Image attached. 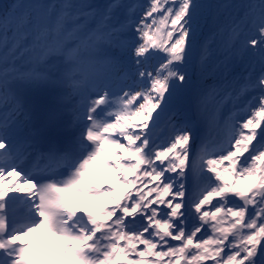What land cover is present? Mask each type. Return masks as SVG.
Segmentation results:
<instances>
[{"label":"snow or ice","instance_id":"snow-or-ice-1","mask_svg":"<svg viewBox=\"0 0 264 264\" xmlns=\"http://www.w3.org/2000/svg\"><path fill=\"white\" fill-rule=\"evenodd\" d=\"M210 24L228 35L226 60L215 68L207 47L193 62ZM133 48L135 71L125 72L122 95L105 92L79 107L64 101L68 90L54 95L64 84L79 94L119 77ZM158 51L165 55L153 72ZM249 53L258 74L239 91L201 83ZM250 90L259 93L247 102L250 115L224 119L217 158L205 149L189 168L187 119L170 143L153 139L160 117L185 98L201 113L214 102L219 124L223 104H241ZM0 150V264H264V0H149L143 16L120 0L5 5ZM102 171L115 173V183ZM190 173L208 182L195 200L185 199ZM12 177L19 179L5 186ZM78 197L106 203L93 212ZM210 204L214 211L205 210ZM194 214L200 223H189Z\"/></svg>","mask_w":264,"mask_h":264},{"label":"rangeland","instance_id":"rangeland-1","mask_svg":"<svg viewBox=\"0 0 264 264\" xmlns=\"http://www.w3.org/2000/svg\"><path fill=\"white\" fill-rule=\"evenodd\" d=\"M131 1L132 0H120V2L124 5H130ZM36 2H42L45 4H49V1H47V0L46 1L25 0V3H22V4H29V3H36ZM76 2H79V0H77ZM85 2L92 4V5H106V4L108 5V4L113 3V0H85ZM232 2L233 3H243V0H232ZM148 5H149V0H139L138 4L136 6H137V12L140 16H143V11L147 9ZM126 9L127 8L123 9L122 12H118L116 15V19L123 20L125 15L128 13V11ZM156 15H158V14H154V16H156ZM241 15H242V13H241ZM148 22L149 23L151 22L150 19ZM90 23L93 25L96 22L90 21ZM132 30H133V32L135 31V25L133 26ZM9 35H11V34H9ZM128 39L130 41L139 40V34L137 33L134 36H129ZM227 43H228L227 33L221 34L220 29L218 27L210 24L209 28L204 30V35L198 39V43L196 45V51H198L197 52L198 53V59L200 60L199 57H200V53H201L202 49L204 47H207L208 51H209V65H210V67L215 68L217 66L222 65V63L225 62V60H226L225 51H226ZM238 46L239 45L237 44V47ZM164 55L165 54L162 51H158L157 55L149 62L148 70L154 72L155 69L158 68L159 65L163 62ZM257 59H258V57H252L251 54L249 53V55H246L243 58L237 57L232 61H228V70L223 72V73H221L219 71H210L207 74V77L210 78V82H209L210 88H213V87L219 88V87H223L226 84L227 87L225 89V93L232 92L233 90L239 91L240 89L243 88V83L247 81V79L249 78V75L251 73H253L254 70H255V73L258 74L259 65L256 62ZM135 60H136V57L134 55V48H133V49H130L128 51V53L125 56V59L123 61V64L125 66V71L121 72L119 77H114L113 79H111L109 81H104V82L97 84L96 85L97 93L93 96V98H91L89 93H88V88L91 87V85H89L85 89H82L83 91L81 90L79 92V94L75 93V96H76V98H78L80 106L82 104H87L88 102L92 103V101L94 99H98L101 95H104L105 92H108L109 94L116 92V93L122 95V91H121L122 88L124 91H127L128 89L126 87H124L123 77L125 76V72H128L129 70H131L132 72L135 71ZM199 60L193 61V62L198 65ZM137 79H139V78L137 77ZM219 81H221V82H219ZM127 82L131 83V80L128 79ZM252 91H254V90H250L248 93H246L245 96L241 98L242 101H243V99H246V95ZM184 100H186V102H188V106L181 108L182 110L180 108L174 109L172 113H168V114L162 115L160 117L159 124L154 130L155 135L153 137V139H155V141L158 145H164V144L170 143L171 139L174 137L176 131H178L179 127L184 124L183 123V124L179 125V122L175 121L176 116L174 114L176 112H179L183 116L184 122H185V119H187L191 124V134H190V140H189V144H188L189 152L191 151L190 147L192 146V144L195 143L196 138H199L202 140L201 145L205 141L207 143H210V141L206 139V134L209 133L210 131L213 132L212 136H215V138L217 140L220 138L224 139V133L222 130V125H223L224 119L229 117L228 113L232 110V107L230 105L233 106V104L231 101H227L223 104L222 108L220 109V114H219V118H218L219 124H217L213 121L214 102L209 103V108H208L207 112L201 113L188 98H185ZM84 101L85 102L87 101V103H84ZM190 102L192 103V106L196 108V110H195L196 119H198V122H200L199 127L197 125H194L192 120L189 118L190 116H188V115H191V107L192 106H191ZM101 107H104V106L102 105ZM157 111H159V109H157ZM155 115L156 114L153 113V116H155ZM248 115H250V111L247 110L244 114L241 115V117L238 118V121L242 122L244 119H246L248 117ZM180 119H178V121ZM149 124L151 126L152 122L149 121ZM174 125H176V127H174ZM237 130H239V127H237ZM168 134L169 135L171 134V137H168ZM196 134H198V137L196 136ZM166 137H168L167 143L165 142ZM122 142H124V141H122ZM211 143H213V142H211ZM5 144H7V142H5ZM253 144H255V141L253 142ZM225 146L227 147V145H225ZM200 147L201 146L199 143V147L197 145L196 152L194 151L193 155L195 153L197 154V152H200V150H199ZM117 151H122V150L118 149ZM218 155H219V152H216L213 155L211 154L210 158H217ZM192 158L193 157H191V156H189V158H188L189 168L191 166ZM226 165H227V162L225 165H222V167H224ZM188 170L189 169H186V171H188ZM101 175H103L105 177V180L107 181L108 184H112V181L115 180V173L108 172V171H102ZM206 175H208V173H206ZM205 187H207V181L206 180H204L202 178H197L195 175L190 173L188 181L186 183V197H185V199L186 198H187V200L192 199L190 197H193V196L199 197L200 193L203 191V189ZM214 199L219 200V198H214ZM91 201L96 206H99V207H103L104 204L106 203L104 200H101V199H91ZM161 207H163V206H161ZM205 207H207V205ZM218 215H222V214H218ZM225 226H227V225H225ZM61 264H63V262H61Z\"/></svg>","mask_w":264,"mask_h":264},{"label":"bare ground","instance_id":"bare-ground-1","mask_svg":"<svg viewBox=\"0 0 264 264\" xmlns=\"http://www.w3.org/2000/svg\"><path fill=\"white\" fill-rule=\"evenodd\" d=\"M57 64L59 66L62 67V64L57 61ZM83 91V90H82ZM93 100V99H92ZM84 103H87V101ZM87 104H91L90 102H88ZM102 106V105H101ZM97 111L99 112L100 109L98 108ZM6 147H7V144H6ZM0 151H3V150H0ZM16 179H19V178H15V177H12V178H8V185H5V186H10ZM115 183V180L112 181V184ZM11 194H17V193H11ZM74 203L78 206V207H87L89 208L90 211H93V212H97V211H100L102 207H99V206H96L92 201L91 199L89 198H86V197H78Z\"/></svg>","mask_w":264,"mask_h":264},{"label":"trees","instance_id":"trees-1","mask_svg":"<svg viewBox=\"0 0 264 264\" xmlns=\"http://www.w3.org/2000/svg\"><path fill=\"white\" fill-rule=\"evenodd\" d=\"M246 1V0H245ZM205 2H207V0H205ZM22 4V0H0V15L3 14V10H4V6L5 5H8V6H11L13 4ZM198 58V53L197 51L194 52L193 54V61H195L196 59ZM200 58V57H199ZM210 79L205 76L203 78V80H201V83L202 84H206V82H208ZM184 105V103H181V106ZM180 118V117H179Z\"/></svg>","mask_w":264,"mask_h":264}]
</instances>
